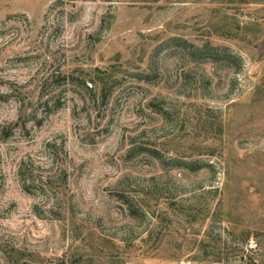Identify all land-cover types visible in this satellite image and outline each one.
Returning a JSON list of instances; mask_svg holds the SVG:
<instances>
[{
    "label": "rangeland",
    "instance_id": "rangeland-1",
    "mask_svg": "<svg viewBox=\"0 0 264 264\" xmlns=\"http://www.w3.org/2000/svg\"><path fill=\"white\" fill-rule=\"evenodd\" d=\"M0 264H264V0H0Z\"/></svg>",
    "mask_w": 264,
    "mask_h": 264
}]
</instances>
